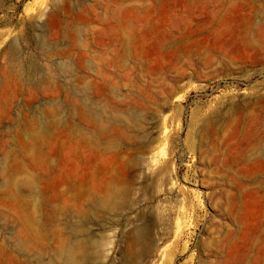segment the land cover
<instances>
[{"label": "rangeland", "instance_id": "obj_1", "mask_svg": "<svg viewBox=\"0 0 264 264\" xmlns=\"http://www.w3.org/2000/svg\"><path fill=\"white\" fill-rule=\"evenodd\" d=\"M73 228L90 264H264V0H0V264Z\"/></svg>", "mask_w": 264, "mask_h": 264}, {"label": "bare ground", "instance_id": "obj_2", "mask_svg": "<svg viewBox=\"0 0 264 264\" xmlns=\"http://www.w3.org/2000/svg\"><path fill=\"white\" fill-rule=\"evenodd\" d=\"M36 133H39V131H36ZM106 193L107 195L104 197L96 198L97 200L92 205L93 210H105L109 212L115 209L114 199L121 194V191L117 187H112ZM78 230L80 229L73 228L70 231V236H65L63 238L59 237V241L56 249L53 251L52 258L48 262H44V264H90V249L94 248V245L90 243L89 239L82 235L72 236V234ZM141 235L142 232H138L136 234V241L141 239Z\"/></svg>", "mask_w": 264, "mask_h": 264}]
</instances>
